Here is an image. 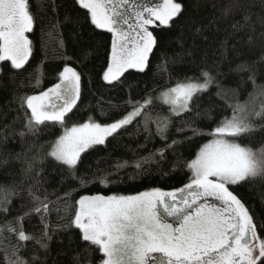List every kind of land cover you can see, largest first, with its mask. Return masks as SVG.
Listing matches in <instances>:
<instances>
[{
    "label": "snow or ice",
    "instance_id": "1",
    "mask_svg": "<svg viewBox=\"0 0 264 264\" xmlns=\"http://www.w3.org/2000/svg\"><path fill=\"white\" fill-rule=\"evenodd\" d=\"M187 5L191 14L184 17L185 0H73L74 10H84L83 24L79 16L75 21L66 16L65 23L80 28L79 55L62 58L74 60L76 66L66 62L49 87L20 98L25 111L20 137H37L56 127L62 132L38 146L33 141L29 151H36L20 169V181L0 184V264H49L50 241L59 233L68 241L58 253L63 264H264V224L256 223L252 209L234 191L245 184L252 188L264 182V84L257 83L258 77H264V54L249 58L255 47L264 50V0L259 5L257 0H187ZM257 6L260 11L254 12ZM205 9L213 11L209 14ZM181 17L190 36L182 30L175 37L182 49L180 59L165 58L157 65L168 73V86L159 92L145 90L139 99L130 93L123 112L120 104L110 105L111 122L100 123L90 116L86 122L68 126L69 114L78 108L83 94L84 72L80 69H86L99 55L100 48L93 44L99 32L111 36L110 45H105L102 80L112 85L129 70L146 73L159 44L154 29L170 30ZM34 25L30 0H0V62L10 63L12 70L24 68L33 53V41L27 34L34 32ZM169 62L183 66L182 78L174 84ZM224 63L240 83L251 84L252 91L243 103L236 88L221 82L220 77L228 75L220 71ZM41 76L37 73L34 87H40ZM213 87L216 99L225 102L219 119L214 118L218 105ZM205 95L208 107L201 111ZM233 95L235 102H228ZM156 105L167 108V114H153ZM193 112L196 120L212 122L205 126L209 130L182 119L170 136L173 118ZM134 122H138L137 134L141 130L146 133L145 144L138 147H147L156 137L162 147L131 165L118 161L111 166L114 172L97 167L80 174L84 154L106 145L109 138L115 139ZM257 133L261 140L253 145ZM198 137L208 139L199 144L194 159L184 161L177 149L195 145ZM169 152L176 156L173 170L182 166L189 172L188 182L179 188H152L130 195H81L72 202L69 191L63 195L53 192L52 199L29 186L27 199L21 200L20 210L12 215L13 199L21 196L24 180L38 163H53L65 179L77 181L80 187L91 183L108 187L112 183L109 176L121 169L131 166L139 174L144 165L158 162L155 157L166 160ZM13 159L19 160L20 154ZM9 163L8 158L0 160V168ZM33 217L39 229L30 232L25 221Z\"/></svg>",
    "mask_w": 264,
    "mask_h": 264
},
{
    "label": "trees",
    "instance_id": "2",
    "mask_svg": "<svg viewBox=\"0 0 264 264\" xmlns=\"http://www.w3.org/2000/svg\"><path fill=\"white\" fill-rule=\"evenodd\" d=\"M260 0H257L259 5ZM186 11L184 17L191 14L190 9L185 0ZM31 12L34 16L35 25L34 32L27 34L33 41V53L29 58L28 63L22 70H12L10 63L0 62V160L8 158L10 163L0 168V184L11 185L15 180L20 181V169L26 167L25 161L35 153L33 148L29 151L30 145L33 141L39 144H44L46 141L54 140L61 134L62 130L59 127L51 129L37 137L26 136L20 137L18 133L23 130L25 122V111L21 108L20 98L25 95L37 94L39 91L49 87L55 82V75L57 70L63 67L68 62L74 66L75 61H66L62 56L76 57L79 55V45L77 43V34L80 33V28L74 23H65V17L69 16L73 21L79 16V22L83 24V11L77 12L73 8V0H30ZM212 9H205L204 12L211 14ZM259 12V6L253 10ZM201 12V15L204 14ZM184 17H181L175 22L173 27L165 30L154 29V34L157 36L159 44L151 56V62L146 70V73H137L129 70L125 77L121 78L120 82L112 85L106 84L102 80V70L106 67L105 59V45H110L111 36L108 33L99 32L93 44L100 48L99 55L89 61L86 69L81 68L84 72L83 76V94L78 104V108L69 114L67 124L83 123L91 116L100 123L111 122L112 109L110 105L120 104V109L123 112V102L129 97V94L139 99L144 91L152 92L153 89L159 92L161 89L168 86V73L160 71L157 65L164 63L165 58L180 59L179 53L182 52L180 45L176 42L175 37L183 30L186 36H190L188 26L183 24ZM253 22H256L253 16ZM56 25V29H53ZM75 28V31H74ZM88 26L84 27V38L89 35ZM259 31V25L257 24ZM51 32V37L47 35ZM60 42L63 47H60ZM188 43L191 41L189 39ZM264 50L255 47L250 53V59H257ZM187 59V58H185ZM182 64L168 63V72L172 75L171 83H175L176 79L182 78ZM222 73L228 74L220 77L221 82L227 88H236L239 91V101L244 102L248 98V93L252 91L251 84L240 83L239 78L235 74H229V66L224 63L220 67ZM37 73H42V83L40 87H34L35 77ZM188 75H192L191 72ZM257 83L264 84V77H258ZM131 85V88L129 87ZM213 99L218 105L214 118L219 119L223 114V100H217L215 97L216 89H211ZM207 95L203 97L204 103L201 105V111L208 107ZM236 96L229 97L228 102H235ZM153 114L157 111H162L167 114V108L156 105L152 110ZM230 115V112L228 113ZM182 119L193 120V122L200 127H204L205 131L209 130L207 126H211L212 122L208 120H196L195 112L186 114L183 118H173L174 123L171 127L170 136L176 132V127L181 124ZM138 122L130 125L126 131H122L115 139L109 138L106 145L96 146L95 149L89 150L84 154V163L80 166V174L83 175L85 170L89 173L96 171L97 167L105 169L109 172H114L115 169L111 166L118 161H127L129 165L139 160L141 156L148 157L149 153L154 152L157 148L162 147L163 142L159 137L147 142V147H138L145 144V135L142 130L140 134L136 133ZM154 131V129H153ZM208 137L197 138V143L192 146L181 145L177 149V155L181 156L184 161L194 159L195 152L199 144L206 142ZM261 134L257 133L252 140L253 145L259 144ZM170 142V141H169ZM47 150V147L45 148ZM20 154V159L15 160L13 157ZM166 160H159L158 157L154 159L158 162L144 165L143 170L139 171L134 167H125L121 169L116 175L109 176L112 183L108 187H103L99 183H91L87 187H80L77 181H72L64 178L53 163L46 162L44 164H37L32 175L24 180V188L21 196L15 197L10 206L12 208V215H15L20 210L21 200L27 199L26 188L34 186V190L38 189L41 196L56 192L57 195H63L65 191L72 193V202L79 199L81 195H130L136 194L140 191L149 190L152 188H159L164 191H169L181 187L188 182L189 172L186 167H176L173 170V164L176 160L171 152L166 153ZM99 161V165L97 162ZM90 166V167H89ZM39 175H36V173ZM13 173L14 175H9ZM73 189H75L73 191ZM252 209V214L256 219V223L264 224V182H257V184L250 188L248 184L234 189ZM55 199V196H51ZM2 218V217H0ZM11 218V217H9ZM53 226L57 217L55 214L51 217ZM25 228L30 231H38L39 223L37 218L33 217L31 221H25ZM264 234V230H262ZM67 239L64 233L54 234L50 241V256L48 258L49 264L53 260H60L63 264L62 257L58 256L61 250V245L67 244ZM31 248V245L29 246Z\"/></svg>",
    "mask_w": 264,
    "mask_h": 264
},
{
    "label": "rangeland",
    "instance_id": "3",
    "mask_svg": "<svg viewBox=\"0 0 264 264\" xmlns=\"http://www.w3.org/2000/svg\"><path fill=\"white\" fill-rule=\"evenodd\" d=\"M133 71H135V70H133Z\"/></svg>",
    "mask_w": 264,
    "mask_h": 264
}]
</instances>
